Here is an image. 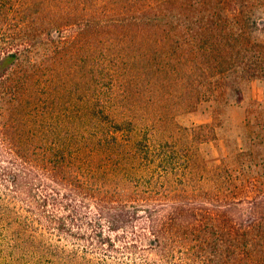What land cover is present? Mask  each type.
Returning a JSON list of instances; mask_svg holds the SVG:
<instances>
[{
  "label": "trees",
  "instance_id": "obj_1",
  "mask_svg": "<svg viewBox=\"0 0 264 264\" xmlns=\"http://www.w3.org/2000/svg\"><path fill=\"white\" fill-rule=\"evenodd\" d=\"M12 1L0 0V22ZM20 1L10 23L0 25V40L9 36L11 45L0 52V137L9 144L0 149V193L19 199L32 223L0 202V264L78 263L76 254L38 237L37 228L133 253L143 239L140 218L155 251L176 243L193 264H264V200H250L247 214L235 216L223 204L200 207L191 199L202 195L171 200L140 191L154 181L144 180V169L173 173L165 164L174 165L181 148L216 138L212 124L184 126L175 117L227 91L239 97L241 79L264 80V0ZM48 2L59 6L60 20L30 26ZM76 23L72 40L93 33L91 50H82L80 81L70 80L69 67L47 70L48 59L33 60L27 51L21 62L19 44L31 48L41 34L57 40L54 26ZM58 90L62 98L53 94ZM71 94L73 105L59 103ZM52 101L59 108L50 116ZM221 169L209 172L217 191L207 198L230 205L233 180ZM163 199L171 206L159 216Z\"/></svg>",
  "mask_w": 264,
  "mask_h": 264
},
{
  "label": "rangeland",
  "instance_id": "obj_2",
  "mask_svg": "<svg viewBox=\"0 0 264 264\" xmlns=\"http://www.w3.org/2000/svg\"><path fill=\"white\" fill-rule=\"evenodd\" d=\"M20 2V0L12 1L2 8L4 14L2 18L7 16V19H2L0 25L10 23V21H7L8 16L12 17L14 15L15 10L20 8ZM51 3L48 2L43 6L45 11L38 15L40 17L37 21L29 18L28 24L32 27L40 25L41 28L45 25L46 28L48 21L50 23L53 19L60 20L57 17L58 13L56 15V10L60 9L59 6L56 5L55 9V7L50 6ZM47 9H50L51 13L41 17L48 13L49 10ZM103 18L108 20L110 19V15L105 12ZM61 25H64V23H61ZM54 27L55 30L53 29L51 33L52 36L59 34L57 40L53 41L51 37L47 38L44 34H41L36 45H30L31 48L29 45L24 48L23 43L18 45L20 50H22L21 55L27 51L26 54L30 53L29 56L33 60L40 58L43 60L48 59L50 63L47 70L51 67H57V70L61 72L62 69L69 67L71 70L70 80L80 81V62L81 58H83L82 50L88 44V48L93 45V33L90 34L89 32L85 36L77 37L80 39L76 38L72 40L70 36L74 37L80 30L77 23L76 25L74 24L73 29L70 28L71 25L60 27L62 30L57 26ZM33 32L34 30H31V33ZM5 38L6 43L2 39L0 40V52H2L1 48L4 46L9 48L11 46L8 43L10 40L9 36ZM54 55L61 57V59H58V63L53 65L51 59ZM28 59L29 57L27 58L25 55H22L21 62L24 64ZM46 67L44 69L45 73L47 72ZM46 76L47 74H45V78ZM63 82L65 81L62 79L56 80V84L58 85ZM240 85L242 93L238 95L239 97L227 91L222 95L220 94L217 99L204 101L195 111L175 117V121L184 126H196L202 123L212 124L216 131V138L199 143L196 145V148H181L182 150L176 153V163L174 165L168 162L165 164L173 173L163 174L161 170L155 168L154 172L158 175L151 176L150 171L144 169V180L148 181L154 178V181L151 188L147 189L146 187L149 184L145 183L146 185L141 187L140 191L144 190V192L149 193L156 191L153 195L170 194V196H173L170 198L171 200L174 199V196L178 198L177 196L202 195L191 199L193 201L196 200V204H199L200 207L205 205L214 209L217 204H223L231 209L232 212L230 213H233L235 216L241 212L246 213L248 211L251 205L249 203L250 200L256 198L260 201L264 200V80L245 78L241 79ZM53 94L62 98L60 90ZM66 99L69 100L67 101L69 105H73L77 101L76 95L74 96L73 94L68 98L63 97L61 100L58 99V101L61 103L64 100L66 101ZM59 103L50 102V107L46 113L52 116L51 111L53 108L58 110ZM7 145L9 144L4 142L0 137V149L8 147ZM201 162L205 164L204 171L196 164ZM220 164H222L221 172L233 180L232 189H234L231 192V199L225 201L230 202V205L224 204L222 201L212 204L207 198V195L209 196L217 191L214 184L216 182H213L214 179L211 178L212 175L209 172H213L211 170ZM139 171L142 173L141 169ZM181 178H184L183 184L179 182ZM166 200L163 199L162 205L158 207L161 210L159 216L164 214L171 206L170 204L166 205ZM0 202L5 208H9L13 214H16L19 220L32 223V215L29 214V211L25 209L24 204L19 199L14 201L7 195L0 193ZM89 212L92 215L94 211L90 209ZM142 215H146V213H142ZM146 221V218H140L137 233L143 234V239L138 241L139 247L133 253L125 249H120L117 253H113L80 243L71 238L59 239L54 232H50L44 228H37V230H40L37 236L46 242L60 245L66 253L76 254L79 264H180L186 262L187 258H183L184 249L176 243H170L166 247L156 251L148 246L147 237L150 235L148 233L145 235L147 231L145 228ZM133 233V231L128 232L126 235L127 241L133 240ZM199 262L195 263L199 264ZM78 263L76 262V264ZM186 264H193V261L192 263L187 261Z\"/></svg>",
  "mask_w": 264,
  "mask_h": 264
}]
</instances>
